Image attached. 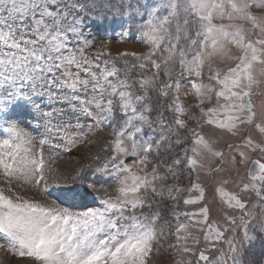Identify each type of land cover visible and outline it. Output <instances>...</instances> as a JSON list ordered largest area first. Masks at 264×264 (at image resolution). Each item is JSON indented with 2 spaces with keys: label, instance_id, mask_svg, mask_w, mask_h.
<instances>
[{
  "label": "snow or ice",
  "instance_id": "snow-or-ice-1",
  "mask_svg": "<svg viewBox=\"0 0 264 264\" xmlns=\"http://www.w3.org/2000/svg\"><path fill=\"white\" fill-rule=\"evenodd\" d=\"M109 29L141 48L97 47ZM5 245L264 264V0H0Z\"/></svg>",
  "mask_w": 264,
  "mask_h": 264
},
{
  "label": "rangeland",
  "instance_id": "rangeland-1",
  "mask_svg": "<svg viewBox=\"0 0 264 264\" xmlns=\"http://www.w3.org/2000/svg\"><path fill=\"white\" fill-rule=\"evenodd\" d=\"M95 39L97 41V47H99L101 43L107 44L113 55H116L118 52L136 51L141 48V45L136 41L121 40L119 36V29H117L115 32H113L111 29H109L107 32L101 30L100 32L95 33ZM92 151L95 150L92 149ZM88 154L89 148L86 147L81 150L80 156L84 163H88V160L84 159V157H86ZM46 155H48V153H46ZM61 165L68 166L69 171H71V167L76 166L77 162L57 160L56 166L59 167ZM89 179H94V177H90ZM29 195H32V193H29ZM51 199H54V197H51ZM0 264H26V261L9 252L7 250V245H5L4 247L0 248Z\"/></svg>",
  "mask_w": 264,
  "mask_h": 264
}]
</instances>
